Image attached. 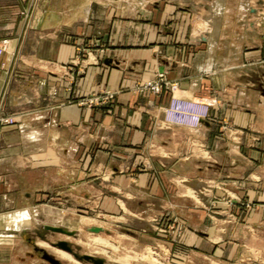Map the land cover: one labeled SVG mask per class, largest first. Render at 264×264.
Instances as JSON below:
<instances>
[{
  "label": "rangeland",
  "instance_id": "obj_1",
  "mask_svg": "<svg viewBox=\"0 0 264 264\" xmlns=\"http://www.w3.org/2000/svg\"><path fill=\"white\" fill-rule=\"evenodd\" d=\"M38 7L69 16L63 103L94 126L76 155L44 147V131L24 133L35 147L0 151V264H73L58 250L83 264H264V0H35L20 12L26 25L41 21ZM10 43L0 41V67ZM157 46L167 67L75 94L93 67ZM185 86L201 99L178 96ZM125 91L149 111L154 145L115 172L100 126Z\"/></svg>",
  "mask_w": 264,
  "mask_h": 264
},
{
  "label": "crops",
  "instance_id": "obj_2",
  "mask_svg": "<svg viewBox=\"0 0 264 264\" xmlns=\"http://www.w3.org/2000/svg\"><path fill=\"white\" fill-rule=\"evenodd\" d=\"M34 1L0 0V41L9 38L11 42L4 65L0 67V151L9 146L35 147L36 141H25L24 133L44 131V147L63 149L64 155L70 149L69 154L76 155L85 130L91 131L94 122L90 117L89 120L85 119L84 110L79 106L63 103L69 93L62 86V67L74 57L75 48L65 39L69 16L60 13L59 17H54L45 7H38L35 16L41 21L37 26H28L20 12L28 9ZM54 18L56 20L53 21ZM82 19V15L75 16L73 22L77 24ZM81 32L82 27H77L76 37L81 36ZM121 42L130 45L125 38ZM160 50L162 48L157 46L150 50L149 57H144L141 53L143 50L135 49L140 54L119 55V64L114 62V67L111 62L106 65L107 69L93 67L86 76L77 78L74 84L75 94L78 96L85 92V83L86 91L92 90L101 81L112 88L128 87L137 80L136 77L141 78L146 74L148 66L153 65L157 69L167 67L164 59L166 55L161 58L159 54H154ZM195 94L193 86H185L178 92V96L201 99L193 97ZM135 100L131 93L122 92L115 113L106 115L105 123L100 126L107 135L103 142L108 141L106 146L109 152L106 155L108 162L116 165L115 172L121 171V166L126 167L127 172L130 171L129 165H132L134 159L129 155L138 156L137 152L142 154V149L154 145V141L147 135L151 130L149 111L147 109V114L135 107ZM158 102L159 98L155 97L150 101L151 107L156 111ZM4 116H13L17 121L14 124H4L1 122ZM0 154V160H3L2 152Z\"/></svg>",
  "mask_w": 264,
  "mask_h": 264
},
{
  "label": "bare ground",
  "instance_id": "obj_3",
  "mask_svg": "<svg viewBox=\"0 0 264 264\" xmlns=\"http://www.w3.org/2000/svg\"><path fill=\"white\" fill-rule=\"evenodd\" d=\"M176 99V101H179V102H193V103H196V102H194V101H188V100H184V99H179V98H175ZM196 104H198V103H196ZM198 105H201L200 103L198 104ZM174 111H176V112H179V113H181V114H183L184 116L186 115V114H188L187 113V111L186 110H184V107L181 105V107H176L175 109H174ZM197 116V117H196ZM195 117L197 118V119H200V115H196L195 114ZM75 221V220H74ZM105 241V240H104ZM57 251V250H56ZM57 253L59 254V256H60V258H64V259H66L67 261H69V262H72L73 264H83V263H81V262H79L78 261V259L72 254H70V252H68V251H66V250H58L57 251ZM76 258V259H75ZM125 263V262H124Z\"/></svg>",
  "mask_w": 264,
  "mask_h": 264
},
{
  "label": "water",
  "instance_id": "obj_4",
  "mask_svg": "<svg viewBox=\"0 0 264 264\" xmlns=\"http://www.w3.org/2000/svg\"><path fill=\"white\" fill-rule=\"evenodd\" d=\"M93 230H95V231H99V230H100V227L93 228ZM63 231L68 232V231H66V230H63ZM97 263H98V264H106V263H104L103 260H101V259H98V260H97Z\"/></svg>",
  "mask_w": 264,
  "mask_h": 264
},
{
  "label": "built area",
  "instance_id": "obj_5",
  "mask_svg": "<svg viewBox=\"0 0 264 264\" xmlns=\"http://www.w3.org/2000/svg\"><path fill=\"white\" fill-rule=\"evenodd\" d=\"M3 52H4V48L0 46V59H1L2 55H3Z\"/></svg>",
  "mask_w": 264,
  "mask_h": 264
}]
</instances>
